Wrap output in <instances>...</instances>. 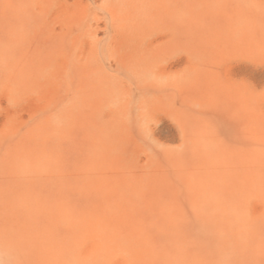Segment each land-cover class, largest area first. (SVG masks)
Instances as JSON below:
<instances>
[{
    "label": "rangeland",
    "instance_id": "obj_1",
    "mask_svg": "<svg viewBox=\"0 0 264 264\" xmlns=\"http://www.w3.org/2000/svg\"><path fill=\"white\" fill-rule=\"evenodd\" d=\"M261 40L264 0H0V264H264V138L200 91Z\"/></svg>",
    "mask_w": 264,
    "mask_h": 264
},
{
    "label": "crops",
    "instance_id": "obj_2",
    "mask_svg": "<svg viewBox=\"0 0 264 264\" xmlns=\"http://www.w3.org/2000/svg\"><path fill=\"white\" fill-rule=\"evenodd\" d=\"M223 52L215 75L200 90L215 91V108L210 102L203 110L215 112L221 144H255L264 138V40L250 43L247 50Z\"/></svg>",
    "mask_w": 264,
    "mask_h": 264
}]
</instances>
